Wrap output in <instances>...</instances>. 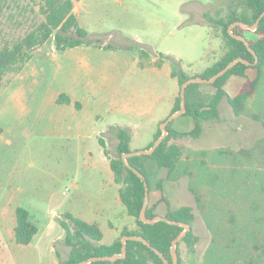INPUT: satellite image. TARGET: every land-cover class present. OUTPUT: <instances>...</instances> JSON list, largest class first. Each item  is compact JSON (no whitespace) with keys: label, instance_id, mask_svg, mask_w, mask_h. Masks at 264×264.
I'll return each mask as SVG.
<instances>
[{"label":"crops","instance_id":"1","mask_svg":"<svg viewBox=\"0 0 264 264\" xmlns=\"http://www.w3.org/2000/svg\"><path fill=\"white\" fill-rule=\"evenodd\" d=\"M206 1L191 0L184 6L182 14L174 21L181 23L178 28L215 30L216 27L209 26L202 18L207 11L203 7ZM92 12L89 2H75L73 13L87 33V26H82L79 18L83 13L90 17ZM142 28L151 27L145 24ZM241 33L248 41L258 37L254 30L244 27ZM168 36L170 32L160 29L155 34H135L134 42L151 43L153 38L159 40V37ZM109 39L105 38L101 44H109L111 49L91 44L56 53L51 48L45 58H31L0 92V253H8L17 264H59L55 250L62 257L68 252L61 244L65 232L58 222L63 212L98 224L102 244H110L124 228H136L135 218L127 213L120 201V185L113 179L109 159L98 138L104 139L112 155L116 140L109 129L124 127L131 133L130 151L149 149L157 128L170 115L180 86L177 79L171 80V65L164 58L155 55L143 60L139 51L129 47V38L124 36V41L116 44H111ZM164 50L165 54L185 62L183 56L171 49ZM252 68L246 69L245 76L231 75L227 79L223 88L228 96L234 97L246 79L254 78L250 72ZM135 72H147L149 81L145 84L129 81V75ZM168 81L172 83L171 88H168ZM198 91L204 96L212 95L215 87L200 83ZM138 92L141 93L139 99L135 95ZM60 94H66L71 103H58ZM75 102L80 103L79 108L75 107ZM171 120V127L177 132H187L194 127L191 116L180 114ZM180 139L170 142L182 147ZM30 142L32 147L42 142L59 146L54 154L55 161L52 166L44 165L47 168L42 171L44 176L39 175L36 182L27 176L14 183L20 154ZM110 144H113L112 149ZM31 153L28 167L33 168L37 150L33 149ZM40 155L41 158L43 155ZM63 171H69L68 185L73 184L67 192H64L66 185L55 189V180ZM166 176L167 169L161 168L155 179ZM153 204H161V193L157 190L148 194L146 206ZM18 206L27 209L31 222L37 227L28 244L14 241Z\"/></svg>","mask_w":264,"mask_h":264},{"label":"rangeland","instance_id":"2","mask_svg":"<svg viewBox=\"0 0 264 264\" xmlns=\"http://www.w3.org/2000/svg\"><path fill=\"white\" fill-rule=\"evenodd\" d=\"M190 1L85 0L92 5L93 15L87 17L83 13L79 19L82 26H87L86 39L103 42L109 37L111 44H116L124 41L125 36L130 40L129 47L143 54V60L156 55L164 58L171 69L192 76L201 74L214 64L222 56L224 46L220 28L211 32L206 27L178 28L181 23L174 21ZM234 2L207 0L200 7L207 11L221 7L226 9ZM39 7L40 0H0V46L11 44L37 25L43 19ZM145 24L151 28L143 29ZM160 29L170 32V36L159 37V40L153 38L151 43L134 42L135 34H155ZM53 47L51 38L34 53L32 59L45 58ZM167 48L183 56L185 62H176L178 59L175 60V56H167L164 50ZM142 64H145L144 61ZM250 72L256 76L255 68ZM174 78L177 79L172 77L171 80ZM149 79L147 72L131 73L128 77L129 81H140L142 84ZM171 86V81H168V88ZM135 95L139 99L141 93ZM246 109L247 113L235 115L223 99L219 104L221 118L218 122L204 123L198 138L180 139V171H184L177 180L164 182L162 193L166 202L161 200L154 212L164 215L167 203L171 208L192 207L195 216L192 229L198 241L192 250L184 243L179 244L182 264H264V126L252 116L258 114L264 120V70L256 91L246 102ZM171 122L173 126V120ZM31 145L32 142L28 143L20 154L14 183L27 176L34 182L39 175L43 177L42 171L47 169L44 165L52 166L55 151L59 150L53 142ZM109 147L112 149L113 144ZM33 149L37 150L38 156L35 155V166L30 168L29 156ZM220 150L229 153H219ZM241 150H248L249 153L246 155ZM40 154L43 155L41 158ZM68 172L63 171L55 180V189H60L61 185L68 186L71 180ZM188 172L192 173V177ZM191 185L200 196L198 202L190 190ZM0 264H17V261L13 262L9 254L2 251Z\"/></svg>","mask_w":264,"mask_h":264},{"label":"trees","instance_id":"3","mask_svg":"<svg viewBox=\"0 0 264 264\" xmlns=\"http://www.w3.org/2000/svg\"><path fill=\"white\" fill-rule=\"evenodd\" d=\"M77 1L40 0L39 11L43 19L11 44H3L0 46V92L10 81L11 77L19 73L24 65L34 56V53L51 38L53 39L54 51L59 53L78 45L94 44L96 47H102L104 49L112 48L109 44L102 45L99 41L86 39L87 31L79 26L73 13L74 4ZM235 1L234 5L230 4L226 9L224 7L216 8L215 10L206 11L202 14L205 23L221 29L224 51L222 56L214 64L207 67L197 77L204 79L211 78L216 72L237 57L254 62V55L248 50V47L243 41L234 38L228 32V27L236 21L253 25L259 15L264 11V0ZM254 31L258 37L255 41H249V45L257 56V62L255 64L247 65L242 62H236L230 69L211 83L215 87V92L212 95H202L198 91L200 83L197 82L190 83L185 87L184 99L186 111L182 114H188L193 118L194 127L192 130L177 132L172 129L170 125L172 122L170 120L166 125L167 135L155 147L151 154L130 155L126 158L128 164L136 168L145 177L149 191L159 190L161 192L162 201L166 200L162 193L164 182L177 180L184 171H180L182 147L171 143L170 140L183 137L198 138L202 132V125L204 123H216L220 120L219 104L223 99L230 105L235 115L247 113L246 102L256 91L264 70V15L259 19ZM231 32L242 34V28L240 25H235L231 29ZM139 55L143 57L141 52ZM177 61L179 62L180 60ZM159 64L160 61L157 62V65ZM249 67L256 69V76L251 80L246 79L240 91L234 97L228 96L223 88L227 79L231 75L245 76V71ZM171 75L177 78L179 86L185 80L192 77L182 74L174 68L171 71ZM57 102L67 104L71 103V100L66 94H60ZM180 105L181 97L179 94L175 99L170 114L179 110ZM75 107L79 108L80 103L75 102ZM252 116L256 120H260L264 126V120L262 121L258 114ZM109 132L116 140L112 155L103 138L99 137L98 142L105 156L109 159L115 183L120 185V201L126 208L127 213L135 218L136 228L132 230L124 228L120 235L110 244H102L100 242L102 239V231L98 224L84 221L69 212H63L58 217V222L65 232L61 244L68 248V252L65 257H62L61 253L55 250L58 263L77 264L90 257L121 253V237L123 235L142 236L150 246H147L140 240L128 239L126 240V256L124 258H118L113 261L96 260L88 264H165L152 248L157 249L169 263H172L170 247L173 239L183 231L184 227L163 220L154 223H145L140 220L139 213L145 195L144 182L124 164L122 159L124 153L130 152V130L124 127L113 126L109 129ZM161 133L162 130L158 127L154 134V141ZM223 152L226 153L228 151H219V153ZM241 153L247 155L249 151L241 150ZM161 168L167 169L166 178L155 179L156 173ZM188 175L192 177L191 172H188ZM190 190L195 195L196 201H200V196L192 185L190 186ZM156 205L146 206L145 215L147 218L157 216V213L154 212ZM163 216L170 220L190 225V230L186 232L176 245L178 254L176 264H182L179 244L184 243L188 249L192 250L198 241V236L192 229L195 220L192 207L183 205L177 208H171L167 203V210ZM15 219L16 224L13 230L14 241L18 244H28L37 231L36 225L31 222L27 209L21 206L15 209Z\"/></svg>","mask_w":264,"mask_h":264},{"label":"water","instance_id":"4","mask_svg":"<svg viewBox=\"0 0 264 264\" xmlns=\"http://www.w3.org/2000/svg\"><path fill=\"white\" fill-rule=\"evenodd\" d=\"M264 15V11L259 15L258 19L256 20V22L253 25H247L246 23L240 22V21H236L232 24L229 25L228 27V32L236 39L241 40L244 42V44L248 47V50L254 55L255 60L254 62H250L242 57H237L235 59H233L232 61H230L225 67H223L222 69H220L218 72H216V74H214L211 78L208 79H204L202 77H197V76H193L187 80H185L183 83H181L180 85V89H179V94L181 97V105H180V109L177 110L176 112L170 114L165 120L162 121L160 128L162 130L161 135L154 141L153 145L147 149V150H136V151H130L128 153H124L122 155V159L124 164L130 168L135 174H137L144 182V186H145V195H144V200H143V205L142 208L140 210L139 213V218L141 221L145 222V223H154L156 221H167L170 223H175L178 225H181L184 227L183 231L172 241L170 250H171V256H172V263H169L166 258L155 248H152L153 251L164 261L165 264H176L178 261V254H177V250H176V245L177 242L180 241L182 239V237L186 234L187 231L190 230V225L187 223H183V222H177L174 220H170L168 218H166L163 215H157L153 218H147L145 215V208H146V203H147V199H148V194H149V187H148V183L145 180V177L134 167L130 166L126 160V158L130 155H140V154H151L153 152V150L155 149V147L165 138V136L167 135L168 131L166 128L167 123L174 117L184 113L186 111V104H185V99H184V91H185V87L193 82H197V83H209L211 84L217 77H219L220 75H222L223 73H225L228 69H230L236 62H242L244 64L247 65H252L255 64L257 62V56L254 52V50L251 48V46L249 45V41L247 39H245L241 34H236V33H232L231 29L235 26V25H240L246 29H250V30H255V28L258 25V21L259 19ZM128 239H134V240H140L142 241L144 244H146L147 246H150L149 243L142 237V236H134V235H123L121 237V243H122V248H121V253H117V254H113V255H108V256H100V257H90L86 260H83L77 264H88L92 261H96V260H109V261H113L115 259L118 258H124L126 256V240Z\"/></svg>","mask_w":264,"mask_h":264},{"label":"built area","instance_id":"5","mask_svg":"<svg viewBox=\"0 0 264 264\" xmlns=\"http://www.w3.org/2000/svg\"><path fill=\"white\" fill-rule=\"evenodd\" d=\"M73 184L71 183L70 185L66 186L65 189H64V192H67L69 191V187L72 186Z\"/></svg>","mask_w":264,"mask_h":264}]
</instances>
